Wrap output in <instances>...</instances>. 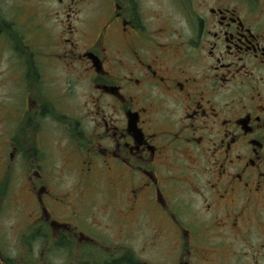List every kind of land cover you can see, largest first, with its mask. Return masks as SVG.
<instances>
[{
  "label": "flooded vegetation",
  "instance_id": "af4514ba",
  "mask_svg": "<svg viewBox=\"0 0 264 264\" xmlns=\"http://www.w3.org/2000/svg\"><path fill=\"white\" fill-rule=\"evenodd\" d=\"M86 1L59 3L65 14ZM157 1L162 16L149 0H94L103 23L80 28L67 14L40 45L0 1V60L9 54L16 74L0 146L31 170L33 198L14 243L23 252L0 246V264L263 256L264 0ZM55 148L70 189L54 177Z\"/></svg>",
  "mask_w": 264,
  "mask_h": 264
},
{
  "label": "rangeland",
  "instance_id": "374dc122",
  "mask_svg": "<svg viewBox=\"0 0 264 264\" xmlns=\"http://www.w3.org/2000/svg\"><path fill=\"white\" fill-rule=\"evenodd\" d=\"M4 11L8 13L9 7L15 6L18 17L23 24L33 25L34 44H41V42L48 35L57 38L64 30L60 26L61 20H66L67 14L70 16V21L66 24L74 25L76 27L84 28L85 25L94 27L99 21L104 22V15L106 13L105 6L100 7L98 10L95 8L94 0H87L85 3L70 5L73 10L64 9L59 3V0H0ZM106 2V1H105ZM106 4V3H105ZM147 7L152 9V13H159L162 16L161 8L165 7L157 0H149ZM169 9V4L166 5ZM154 11V12H153ZM59 12V14H57ZM79 12V13H78ZM61 16V17H59ZM28 21V22H25ZM44 36V38H43ZM90 37L89 33L85 32V37ZM44 53V51H43ZM8 55V56H7ZM9 54H5L0 60V111L1 105L8 107L12 104L10 102V88L11 82L16 81L15 72L10 71L8 68ZM61 69V68H59ZM57 85L55 88L60 90L68 89L70 82L67 79V74L63 72L61 75L55 77ZM8 112L11 111L8 109ZM11 115L9 116V118ZM2 116L0 114V122ZM5 130V129H4ZM0 131H3L0 128ZM1 135V134H0ZM4 137V134H3ZM56 153L47 154L49 161L54 163L55 173L54 177L62 182H66L69 189L73 185L72 179L67 174L71 171L70 167L65 165L63 152L59 148L54 149ZM7 150L0 146V246L4 249L5 257H20L23 250L17 249L14 245L15 242L20 241V233L28 225L29 213L33 208V198L31 195V188L28 182L27 167L20 165H12L13 163L9 158L5 159ZM59 152V153H57ZM65 156V160H66ZM8 164V165H7ZM9 166V168H7ZM52 169V168H51ZM79 176V172L77 173ZM75 184V183H74ZM78 188V187H77ZM104 223V222H103ZM82 226L84 225L81 223ZM2 237V238H1ZM17 238V239H16ZM255 250H246L245 253L251 255L247 257L245 262L241 264H264V254L257 259L253 258ZM232 264H237L233 261Z\"/></svg>",
  "mask_w": 264,
  "mask_h": 264
}]
</instances>
